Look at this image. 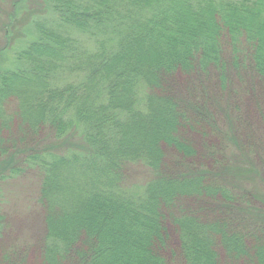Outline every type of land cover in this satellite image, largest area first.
<instances>
[{
	"label": "trees",
	"instance_id": "trees-1",
	"mask_svg": "<svg viewBox=\"0 0 264 264\" xmlns=\"http://www.w3.org/2000/svg\"><path fill=\"white\" fill-rule=\"evenodd\" d=\"M42 1L51 14L35 22L37 42L0 76V132L13 102L30 138L48 129L82 147L31 151L23 161L41 178L42 264H164L165 220L177 228L182 264H264L262 230L239 229L248 219L238 213L205 225L189 210L173 211L180 203L203 206L216 220L240 204L231 186L207 178L214 168L177 170L198 157L184 133L211 138L214 118L224 116L208 107L228 87L222 36L233 51L247 45L251 72L264 86V0ZM62 71L67 78L59 81ZM176 74L192 78L190 86L161 92L163 79ZM127 165H141L151 178L127 185ZM10 173L17 174L0 180H12ZM3 227L0 209V240ZM16 260L0 253V264H23Z\"/></svg>",
	"mask_w": 264,
	"mask_h": 264
},
{
	"label": "rangeland",
	"instance_id": "rangeland-1",
	"mask_svg": "<svg viewBox=\"0 0 264 264\" xmlns=\"http://www.w3.org/2000/svg\"><path fill=\"white\" fill-rule=\"evenodd\" d=\"M50 14L51 10L42 0H0V76L3 71L15 68L16 55L19 56L30 47L28 45L37 42L36 31L33 29L35 22L49 17ZM238 47L237 51H233L227 37L222 36L221 56L227 69L228 87L222 95L212 94V100L216 103H210L208 107L213 105L211 109L216 114L223 113L224 116L214 118L218 124L217 129L213 127L215 132L211 138L203 136V133H184V137L198 151V157L182 163L183 166H180L181 170H177V174L186 171L207 173L208 167H212L215 170L208 172L207 178L212 183L217 181L223 186H231L234 193L238 194L240 204L235 207L232 205L229 214L217 216L216 220L213 212L203 206L180 203V207L173 211L181 214L182 210H189L195 213L192 217L205 225L215 221L220 224L222 218L226 221L225 216L238 213L242 218L248 219L243 220L245 226L239 229H253V225H257L262 230L260 239L264 243V86L251 72L247 45L240 43ZM238 51L237 54L231 53ZM56 78L62 81L67 76L62 71L56 74ZM190 80L192 78L188 80V77L186 79L178 74L165 77L161 92L165 93L170 87H173L175 92L180 91L190 86ZM213 81L215 78L206 83L210 91ZM236 87L245 89L232 93L231 90L236 91ZM247 87L251 88L249 93L245 92ZM190 90L194 91L195 88L191 87ZM220 106L225 107V111L220 109ZM14 108L13 102L7 103L9 117L12 118L9 119L7 127L11 123L12 125L10 129L6 127L0 132V176L8 175L12 169L17 173H10L14 177L12 180H0V209L4 216L0 253L14 252L17 254L16 261L19 262L20 259L23 264H42L39 254L44 234L39 203L41 178L31 167H26L23 161L31 151L56 152L67 147H82L73 137L55 140L48 129H43L38 135L30 138L28 133L18 128L14 119ZM223 138L226 141H223ZM212 145H218L220 150L212 153ZM205 154H210L214 163H208ZM124 172L127 185H143L151 178V174L141 165H127ZM213 203L216 204L217 200ZM163 226L166 244L158 254L163 258L164 264H182L177 228L166 220L163 221ZM219 256L223 258L222 251Z\"/></svg>",
	"mask_w": 264,
	"mask_h": 264
}]
</instances>
